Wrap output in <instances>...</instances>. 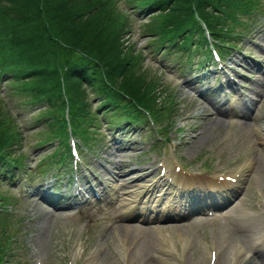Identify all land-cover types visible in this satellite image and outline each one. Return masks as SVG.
Listing matches in <instances>:
<instances>
[{
	"label": "rangeland",
	"instance_id": "rangeland-1",
	"mask_svg": "<svg viewBox=\"0 0 264 264\" xmlns=\"http://www.w3.org/2000/svg\"><path fill=\"white\" fill-rule=\"evenodd\" d=\"M75 1L84 3V25L87 27L85 22L89 20L93 27H87L88 33L97 28L118 37L121 53L133 61L129 77L151 88L156 102L162 100L166 104L169 100L174 105L170 119L174 124L166 139L152 146L154 137L159 140L153 129L137 125L132 131L114 133L105 126V118L109 117L105 114L95 134L102 139L94 146L96 151L79 137H71L79 161L65 169V174L71 172L67 177L59 169L38 175L21 186L0 180V196L17 198L16 224L0 223L1 247L7 255L14 252L15 258L26 264H212L214 257L213 264H264V30L255 34L259 31L256 27L264 23V0H259L262 11L248 21L249 26L253 25L248 37L238 39L228 56L220 57V65H214L222 68L216 77L208 74L198 83L194 82L202 76L200 68L183 72L173 69L172 56H162L161 50L154 51L148 45L151 36L144 31L152 20L150 15L159 11L129 21L123 0ZM221 71L229 83L234 82L231 87L224 86L225 93L213 92L220 80L226 84ZM5 82L0 83V141L8 142L16 154L28 155L26 166L32 168L57 141L36 144L41 135L31 119L39 109L20 106L18 95L8 90ZM236 84L243 86L247 103L249 97L255 99L250 105L252 112L243 110L242 114H250L238 122L229 118L232 110L227 108L240 109L233 89L238 87ZM81 88L87 95L89 88ZM221 99H225L222 104ZM207 102L226 108L229 115L224 113L220 121L214 120V111ZM160 161L166 176L172 175L174 164L183 162L187 163L185 174L192 175L194 170L200 172L198 177L212 180L216 173L231 170L237 172V183L223 195L214 196L218 212L193 217L187 224L165 221L148 227L124 220L128 218H123L126 202L122 197L126 195L122 193L128 192L127 198H132L143 191L142 185L149 188L155 179L159 183L164 175L158 174L155 165ZM125 170H131V174L118 177V172ZM148 170L151 173L144 175ZM49 180L70 194L72 199L65 198V203L88 197L87 202L70 209L50 207L38 193L47 190ZM89 184L100 200L90 194ZM193 195H162L156 202L159 208L179 204L177 210L187 211L185 205ZM257 210L262 212L260 216L251 213Z\"/></svg>",
	"mask_w": 264,
	"mask_h": 264
},
{
	"label": "trees",
	"instance_id": "trees-1",
	"mask_svg": "<svg viewBox=\"0 0 264 264\" xmlns=\"http://www.w3.org/2000/svg\"><path fill=\"white\" fill-rule=\"evenodd\" d=\"M123 3L129 21L131 15L159 11L150 15L152 20L144 31L151 36L148 45L156 51L163 49L179 65H191L196 57V66L211 61L209 46L220 55L234 48L233 41L249 34L248 21L261 9L259 0ZM83 4L75 0H0V83L6 81L5 87L18 95L20 106L39 109L31 119L41 135L36 143L57 141L38 171L56 163L67 165L70 135L86 145L97 144L100 110L111 120L123 116L141 122L148 117L161 135L173 115L169 100L156 102L151 88L129 77L133 61L121 53L118 37L97 28L88 33L87 27H93L89 20L84 25ZM82 85L89 88L90 97ZM23 161L24 155L0 141V180H13L23 170ZM0 200V223L8 225L11 214L3 205L9 197L0 196ZM5 254L0 245V264Z\"/></svg>",
	"mask_w": 264,
	"mask_h": 264
},
{
	"label": "bare ground",
	"instance_id": "bare-ground-1",
	"mask_svg": "<svg viewBox=\"0 0 264 264\" xmlns=\"http://www.w3.org/2000/svg\"><path fill=\"white\" fill-rule=\"evenodd\" d=\"M258 30L259 31H257L255 34H257V33H260L261 32V30H264V23H263V25L262 26H259V28H258ZM257 37H258V35H257ZM207 104L211 107V109L214 111L213 113H211L212 114V117L214 118V120L215 119H218V118H216L217 116H220L222 113H221V111L220 110H218L217 108H215L214 106H213V104L211 103V102H207ZM251 105V104H250ZM207 108V107H206ZM222 119V118H221ZM218 121H220V118L218 119ZM214 124H216V122H214ZM212 125V124H211ZM216 126V125H215ZM212 127V126H211ZM246 127V126H245ZM215 128V127H214ZM216 128H217V126H216ZM221 128V127H220ZM200 135V134H199ZM209 137V136H208ZM207 141V140H206ZM110 159V158H109ZM116 159V158H115ZM114 159V160H115ZM113 160V159H112ZM116 161V160H115ZM111 163H112V161H111ZM124 165V164H123ZM114 168V167H113ZM121 175H123V174H121ZM121 175H120V177H121ZM113 177V176H112ZM119 177V176H118ZM187 178L184 176V177H181V176H178L177 177V181L178 182H183L184 180H186ZM126 210L128 211V212H131L132 211V207L130 206V205H127L126 206ZM132 214H129L128 215V217L129 216H131ZM43 228V227H42ZM115 228V227H114ZM116 230V229H115ZM117 237V236H116ZM164 238V237H163ZM162 239V238H161ZM187 239V238H186ZM122 245H124V244H122ZM125 246V245H124ZM231 246V245H230ZM229 246V247H230ZM125 249V248H124ZM126 250V249H125ZM237 250V249H236ZM165 251V250H164ZM237 254H238V251H237ZM232 255H234V254H232ZM183 256V255H182ZM215 258L216 257H214V261L212 262V264L215 262ZM118 264V263H117ZM171 264V263H170Z\"/></svg>",
	"mask_w": 264,
	"mask_h": 264
}]
</instances>
